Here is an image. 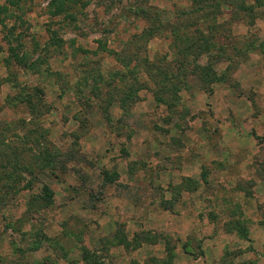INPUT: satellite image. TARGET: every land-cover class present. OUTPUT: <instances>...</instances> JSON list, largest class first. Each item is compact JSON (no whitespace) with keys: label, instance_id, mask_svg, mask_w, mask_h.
<instances>
[{"label":"rangeland","instance_id":"rangeland-1","mask_svg":"<svg viewBox=\"0 0 264 264\" xmlns=\"http://www.w3.org/2000/svg\"><path fill=\"white\" fill-rule=\"evenodd\" d=\"M57 1L22 0L0 27V154L58 155L53 172L21 173L32 186L2 211L0 264H264V7L236 18L238 0L218 12L212 0H63L52 15ZM190 36L211 40L197 63L224 79L187 74L172 105L157 103L155 70L171 74L175 40ZM43 185L53 205L26 211Z\"/></svg>","mask_w":264,"mask_h":264},{"label":"trees","instance_id":"trees-1","mask_svg":"<svg viewBox=\"0 0 264 264\" xmlns=\"http://www.w3.org/2000/svg\"><path fill=\"white\" fill-rule=\"evenodd\" d=\"M22 0H5V4H0V27L4 25V23L13 15L8 7L11 8H17ZM248 0H238V2L233 3L232 7V14L238 18L240 14L244 16H253L254 12L256 11V8L258 7H264V0H253L254 4H248ZM55 9L52 15H57L59 13V7L63 4V0L54 2ZM223 7V0H212L210 1V7L209 9H213V11L218 12L220 8ZM135 12L137 15L141 14L142 17L146 19H153L156 16L158 17L159 11L152 12L150 10H144V9H136ZM141 17V16H140ZM54 43L56 46L58 45V40H56V36H53ZM179 38L177 37V40ZM195 38L194 36H190L183 42V39H179L178 41L175 40V43L177 45V57L175 59V62L171 63L169 68L167 70H171V74H167V71L164 70V68H158L155 70V76H151L154 78L153 80H158L159 84L156 86L157 93L155 94V98L157 103L165 104L167 98L169 97L168 105H172L171 102H174L178 98V93L180 92L181 88H187L185 77L188 76H195L198 80L205 79L207 82H214L219 83L222 82L224 79V76H218L215 74V71L211 65L201 66L199 65L198 58H200L204 53H209L213 50V43L209 38ZM8 45H11L10 42H8ZM9 51L11 53V56L17 61L19 64L27 65L25 58L19 56L14 48H11L9 46ZM221 49L219 50V52ZM153 75V74H152ZM204 80V81H205ZM137 91L133 87L128 89V93H126L125 97L122 100L123 104H126L127 101L131 100L133 98V95L136 94ZM167 95L168 97L164 98V96ZM25 103L30 104V99L24 98L23 99ZM2 140H0L1 145ZM52 157V158H51ZM0 158L3 159L5 162L3 169H10V171H2L3 175L0 176V180L3 179L2 177L5 176L4 184L2 187L5 189L4 192H2V196H0V219L3 218L4 221H6V217L3 215L2 211L4 209L8 208V206L11 205L12 201L15 199L14 197L19 195L23 191H29L31 190L32 182H26L23 185L19 184V178L22 177V172H27L28 174H32L33 171L29 170V167L35 166V167H42L46 171H55L53 166L56 161L58 155H53L48 149L43 150L42 152L38 154H34L32 156V162L30 163H23L22 156L12 149L9 148V151L7 153L2 152L0 154ZM32 176V175H31ZM104 176L107 179V181L111 182V175L108 172H104ZM41 194L42 195H36L32 197L30 201H27L26 203V211L31 212L34 210H45L53 205V193L51 192L50 188L46 185H43L41 188ZM10 228L13 229L15 232H19V230H16V226L12 222H9ZM39 233H36L33 237L38 238ZM124 243V242H123ZM126 244V241H125ZM40 247V243L37 239L31 242V245L27 246L26 249L22 248H15V252L24 253V252H33L38 250ZM82 255L85 259L89 260V251L84 250L82 251ZM88 264H104L100 262L96 256L92 258V260L88 261Z\"/></svg>","mask_w":264,"mask_h":264}]
</instances>
